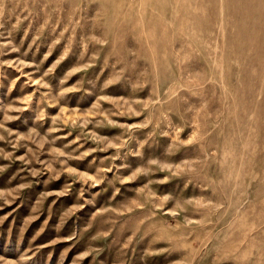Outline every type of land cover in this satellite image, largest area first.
Returning a JSON list of instances; mask_svg holds the SVG:
<instances>
[{
  "label": "rangeland",
  "instance_id": "rangeland-1",
  "mask_svg": "<svg viewBox=\"0 0 264 264\" xmlns=\"http://www.w3.org/2000/svg\"><path fill=\"white\" fill-rule=\"evenodd\" d=\"M0 264H264V0H0Z\"/></svg>",
  "mask_w": 264,
  "mask_h": 264
}]
</instances>
